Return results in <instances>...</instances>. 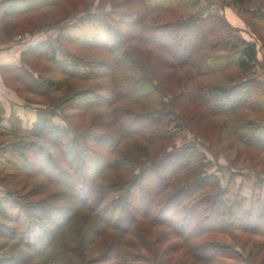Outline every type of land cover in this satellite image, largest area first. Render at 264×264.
<instances>
[{
  "label": "trees",
  "instance_id": "1",
  "mask_svg": "<svg viewBox=\"0 0 264 264\" xmlns=\"http://www.w3.org/2000/svg\"><path fill=\"white\" fill-rule=\"evenodd\" d=\"M57 1L3 0L0 4V26L10 14H23ZM139 2L149 12H191L156 29L140 23L139 14L121 9L105 12L106 6L103 5L98 11L90 10L84 19L63 29L64 32H72L74 41L83 42L85 46L101 47L109 53L111 62L104 64V67L111 77L113 102L131 101L138 107L134 110L124 107L112 110V117L119 123L118 137H139L157 145L162 140L181 136L183 123L175 118L173 112L181 105L197 104L199 99L194 92L186 93L184 90L169 99L162 81L154 74L160 63L149 68L134 51L126 47V40L117 26L113 25L112 19L126 20L127 27L135 29L140 42L145 44L157 45L153 38L147 36L148 33L170 34L173 49L168 45L158 47L170 54L174 60L171 62L173 66L189 67L195 76L215 74L234 66L241 68L244 75L250 76L230 87L231 92L230 89L225 92L232 95L228 94L226 104H211L201 95L199 103L204 104L210 113L232 116L236 110L245 107L264 110V82L255 75L261 63L254 42L242 38L226 19L212 13L207 6H202V0ZM234 3L251 16L258 26L264 28L263 1L234 0ZM21 55L24 63L27 55L49 58L66 76L84 79L95 74L93 63L68 52L59 43V37L50 43L29 47ZM0 71L11 78L13 74V77L19 78L11 66ZM84 93L81 97L83 109L93 106H104L107 109L112 107L109 106L111 101L103 96L91 91ZM50 121L45 116L38 131L58 138L66 134V130ZM240 122L237 120L235 125L242 132L244 127ZM67 124L73 130L72 124ZM248 129L240 138L250 147L264 148V126ZM0 130L1 133L7 132ZM90 135L95 139L94 143L89 145L84 139L88 136L81 137V148L76 151L74 160L66 159L70 169L50 160L38 148L41 153H38L36 162L41 164L40 172L64 187L53 201L47 199L33 211L30 205L0 199V214L4 215V208L8 205L15 215L11 222L16 224L11 229L0 226V238L17 242L11 246L10 252L3 255L0 264H90L86 247L103 237H123L140 221L169 227L184 240L190 255L204 263L215 261L226 254L225 248L219 244L200 242L202 236L208 233L241 227L264 234V203L259 204L262 207L256 217L250 211H236L234 207L243 208L244 200L233 194L232 180L225 187L222 186L215 160L201 150L197 141L183 145L173 142L167 149H163L161 155L143 160L140 154L136 157L130 154L112 157L107 152L115 150L118 144L115 138L94 131ZM145 152L143 148L142 153ZM6 160L14 165L10 159ZM0 162L7 163L2 159ZM134 166L139 167L138 171H134ZM110 170L120 173L110 178L108 183H101L105 177L108 178ZM32 172L31 168L24 171L27 174ZM196 241L200 243L194 244ZM16 245L24 249L13 252ZM119 247L118 244L113 246L121 252ZM143 262L129 251L125 252L123 261L118 264H149Z\"/></svg>",
  "mask_w": 264,
  "mask_h": 264
},
{
  "label": "rangeland",
  "instance_id": "2",
  "mask_svg": "<svg viewBox=\"0 0 264 264\" xmlns=\"http://www.w3.org/2000/svg\"><path fill=\"white\" fill-rule=\"evenodd\" d=\"M261 1L264 5V0ZM2 2L0 0V4ZM103 5L106 6L105 12L121 9L139 14L140 23L156 29L191 12H149L139 0H58L23 14L15 11L18 13L8 15L0 26V51L5 52V48L12 49L13 68L19 78L13 77L14 74L11 78L0 71V128L7 131L1 133L0 130V159L7 162H0V199H11L17 204L30 205L33 211L47 199L53 201L64 187L40 172L41 164L36 162L38 153L42 151L50 160L70 169L66 159L74 160L76 151L81 148V137L88 136L84 139L92 145L94 138L90 132L94 131L115 138L118 143L115 150L107 152L112 157L129 154L136 157L140 154L143 160H149L161 155L173 142L183 145L197 141L201 150L215 160L222 186L225 187L232 180L233 194L244 200L243 208L234 209L239 212L250 211L253 217L258 216L262 207L260 205L264 203V148L250 147L240 137L248 127L264 126V110L245 107L236 110L232 116L215 115L204 104L199 103L203 95L211 104H226L228 94L232 96L230 87L250 76L244 75L243 70L237 66L215 74L195 76V72L189 67L173 66L171 62L174 60L170 54L158 47L168 45L173 49L170 34L148 33L147 36L153 38L157 45L145 44L140 42L135 29L127 27L126 20L112 19L113 25L117 26L126 40V47L134 51L149 68L160 63L154 74L162 81L169 99L181 90L186 93L194 92L199 99L197 104L181 105L173 112L175 118L183 123L181 136L162 140L157 145L139 137L120 138L117 135L119 123L112 117V110L116 107L130 110L138 107L131 101L113 102L111 77L107 73L108 69L104 67V64L111 62L109 53L101 47L85 46L83 42L74 41L72 32L70 34L63 31L70 24L84 19L90 10L96 12ZM202 6H207L212 13L226 19L242 38L254 42L258 61L261 63L255 75L264 82V28L246 15L234 0H202ZM57 37L59 43L72 55L93 63L95 74L91 78L66 76L49 58L27 55L25 63L22 61L23 51L39 43H50ZM19 53L21 56L18 58ZM227 90L230 91L228 94L225 93ZM85 91L110 100L109 106L112 107L107 109L104 106H93L83 109L81 97ZM71 96L73 97L70 98ZM194 114L197 117L193 118ZM45 116L50 118L51 123L66 130V134L58 138L39 132ZM237 120H241L240 124L244 127L242 132L236 128ZM67 122L72 124L73 130L69 129ZM259 132L263 135L262 130ZM196 134L199 137L197 139ZM143 148L146 149L145 153H142ZM6 159L13 161L14 165ZM2 163L5 165H1ZM28 168L34 172L24 173ZM133 169L138 171L139 167L134 166ZM119 173L120 171L110 170L107 173L108 178L105 177L100 182L108 183L110 178L118 176ZM234 197L231 198L232 201ZM4 209V215L0 214V226L11 229L16 225L11 222L15 215L8 205ZM95 241L86 247L90 264H118L123 261L125 252L129 251L149 264H264V234L250 232L241 227L202 236L200 242L219 244L226 251L223 256L207 263L190 255L184 240L169 227L150 225L145 221H140L123 237L112 235ZM15 243L16 240L0 238V261ZM116 244L120 245L121 252L113 248ZM22 249L24 248L16 245L13 252Z\"/></svg>",
  "mask_w": 264,
  "mask_h": 264
},
{
  "label": "crops",
  "instance_id": "3",
  "mask_svg": "<svg viewBox=\"0 0 264 264\" xmlns=\"http://www.w3.org/2000/svg\"><path fill=\"white\" fill-rule=\"evenodd\" d=\"M5 49H7L5 52L0 51V70H2V68L6 69L9 66L13 67L14 54H12V49L9 48H5ZM17 56L19 58V56H21L20 53ZM0 90H2L1 87Z\"/></svg>",
  "mask_w": 264,
  "mask_h": 264
}]
</instances>
